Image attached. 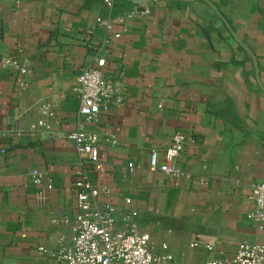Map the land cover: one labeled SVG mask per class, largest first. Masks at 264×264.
I'll return each instance as SVG.
<instances>
[{
  "label": "crops",
  "instance_id": "obj_1",
  "mask_svg": "<svg viewBox=\"0 0 264 264\" xmlns=\"http://www.w3.org/2000/svg\"><path fill=\"white\" fill-rule=\"evenodd\" d=\"M138 5L148 14L107 28L99 17L128 8L0 0V264H62L37 252L72 243L78 171L111 189L97 202L115 208V228L148 233L168 264H206L244 241L264 245L249 201L264 181V0ZM105 38L117 92L86 126L99 138L90 164L66 135L80 120L76 76ZM176 133L186 144L172 164L187 178L149 169L150 152L162 156ZM130 211L137 215L127 223Z\"/></svg>",
  "mask_w": 264,
  "mask_h": 264
},
{
  "label": "built area",
  "instance_id": "obj_2",
  "mask_svg": "<svg viewBox=\"0 0 264 264\" xmlns=\"http://www.w3.org/2000/svg\"><path fill=\"white\" fill-rule=\"evenodd\" d=\"M109 7L113 0H105ZM148 9L143 5H134L130 9L116 16L98 18L97 22L107 28L111 27L113 20L129 19L136 15H146ZM120 33L109 36L119 38ZM109 38L103 39L101 48L93 64L85 66L76 76L74 91L79 97V122L74 130L66 136L73 142L78 156L90 164H97L99 160L98 136L90 132L86 126L97 120L101 111L109 108L117 88L110 81L105 72L107 59L102 47ZM25 72V68H21ZM44 112L48 106L43 105ZM39 125L46 128L50 124L41 119ZM113 144L115 140L111 141ZM186 138L181 133L172 136L170 144L162 151L152 150L149 155V169L161 171L171 178H187L188 174L173 165L172 162L181 153ZM162 157V160L160 159ZM129 169L133 164H128ZM78 178L74 182L76 193L77 213L74 225V239L70 244L60 243L54 251L38 248V254H44L62 264H168L172 256L164 252L157 255L153 251L151 238L148 233L135 231L132 227L123 230L115 228V208L109 204L99 205L97 200L101 194L109 195L111 189L106 186L93 185L83 171L77 172ZM33 183L41 184L42 178L38 170L31 171ZM50 187V186H49ZM249 201L252 204L250 217L264 229V181L252 186ZM129 203L130 199H126ZM136 211H130L123 219L129 223L136 216ZM128 225V224H127ZM166 248V245H163ZM206 264H264V245L244 241L229 257L213 259Z\"/></svg>",
  "mask_w": 264,
  "mask_h": 264
},
{
  "label": "trees",
  "instance_id": "obj_3",
  "mask_svg": "<svg viewBox=\"0 0 264 264\" xmlns=\"http://www.w3.org/2000/svg\"><path fill=\"white\" fill-rule=\"evenodd\" d=\"M120 5L123 9L125 8H128L130 7L132 4L129 3V2H126L124 0H114L113 2V6H112V11L113 13H116L117 11L115 10L116 9V6ZM129 9V8H128ZM127 9V10H128ZM121 11V10H120ZM126 11V10H125Z\"/></svg>",
  "mask_w": 264,
  "mask_h": 264
},
{
  "label": "water",
  "instance_id": "obj_4",
  "mask_svg": "<svg viewBox=\"0 0 264 264\" xmlns=\"http://www.w3.org/2000/svg\"><path fill=\"white\" fill-rule=\"evenodd\" d=\"M125 1H128V2H130V3H132V4H136V5H138V4H144V3H147V2H149V1H151V0H125Z\"/></svg>",
  "mask_w": 264,
  "mask_h": 264
}]
</instances>
